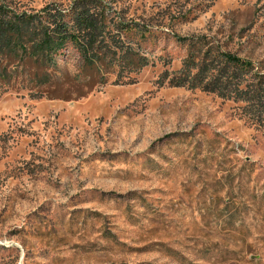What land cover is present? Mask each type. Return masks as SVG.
I'll return each mask as SVG.
<instances>
[{
	"label": "rangeland",
	"instance_id": "374dc122",
	"mask_svg": "<svg viewBox=\"0 0 264 264\" xmlns=\"http://www.w3.org/2000/svg\"><path fill=\"white\" fill-rule=\"evenodd\" d=\"M111 1L161 27L148 64L89 86L67 48L42 95L0 96V264H264L257 106L158 81L186 53L171 31L264 71V0Z\"/></svg>",
	"mask_w": 264,
	"mask_h": 264
},
{
	"label": "trees",
	"instance_id": "16d2710c",
	"mask_svg": "<svg viewBox=\"0 0 264 264\" xmlns=\"http://www.w3.org/2000/svg\"><path fill=\"white\" fill-rule=\"evenodd\" d=\"M211 2L204 0L201 10ZM187 17L184 13L181 20ZM160 30V26L126 18L111 0L49 1L39 9L0 0V96L13 90L42 95V85L56 81L52 69L67 48L78 54L73 78L94 86L115 73L117 82L124 71L135 72L150 62L139 47L156 45ZM171 36L185 46L186 53L178 68H163L158 81L212 91L243 100L248 107L256 105L257 112L249 116L264 132V71L206 35L171 31Z\"/></svg>",
	"mask_w": 264,
	"mask_h": 264
}]
</instances>
